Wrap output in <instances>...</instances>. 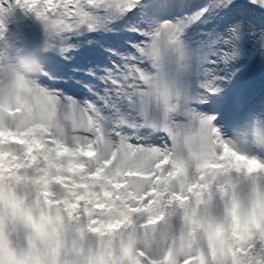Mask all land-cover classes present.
I'll return each instance as SVG.
<instances>
[{"label": "snow or ice", "instance_id": "6c2138e0", "mask_svg": "<svg viewBox=\"0 0 264 264\" xmlns=\"http://www.w3.org/2000/svg\"><path fill=\"white\" fill-rule=\"evenodd\" d=\"M0 264H264V0H0Z\"/></svg>", "mask_w": 264, "mask_h": 264}]
</instances>
